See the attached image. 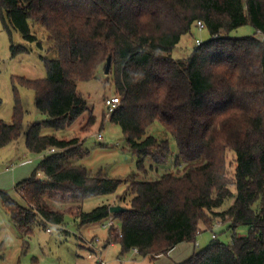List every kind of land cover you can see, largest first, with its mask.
I'll return each mask as SVG.
<instances>
[{"label":"trees","instance_id":"obj_1","mask_svg":"<svg viewBox=\"0 0 264 264\" xmlns=\"http://www.w3.org/2000/svg\"><path fill=\"white\" fill-rule=\"evenodd\" d=\"M0 17L10 38L17 32L43 50L31 28L38 24L46 49L55 53L45 59V79L21 81L46 117L29 127L26 147L37 155L56 152L16 185L26 206L0 191L22 235L30 236L35 226L63 225L65 213L50 204L58 199L77 205L74 217L81 225L118 220L122 238L112 228L107 242L119 244L122 255L137 249L155 262L181 244L195 243L201 227L211 230L220 220L232 230L231 243L213 238L178 264H264V43L258 38L264 35V0H0ZM197 22L210 39L187 58H174ZM244 26L256 35L231 36ZM28 52L12 42L13 57ZM109 57L115 96L122 99L110 122L120 127L125 150L137 157L145 177L174 170L155 180L93 174L76 163L88 155L80 138L43 132L70 128L86 113L80 132L92 131L96 117L78 84L98 79ZM23 117L17 102L12 123L0 118V149L19 140ZM156 122L164 130L161 137L147 133ZM123 184L127 190L117 206L125 211L111 213L107 205L80 210L79 203L114 195ZM239 226L249 233L239 236Z\"/></svg>","mask_w":264,"mask_h":264},{"label":"rangeland","instance_id":"obj_2","mask_svg":"<svg viewBox=\"0 0 264 264\" xmlns=\"http://www.w3.org/2000/svg\"><path fill=\"white\" fill-rule=\"evenodd\" d=\"M32 32L44 43V49L40 50L36 44L27 43L23 37L13 32L12 36L4 30L0 17V118L6 124L12 123L15 107L19 102L24 112L21 124V135L17 142L0 149V191L9 194L20 205L26 206L16 185L28 180L34 170L39 166L42 155L33 154L26 147V133L31 125L46 120L35 106V94L22 84V79L36 81L47 77L45 59L55 58V53L49 52L47 42L43 40V30L38 24L31 25ZM256 35L255 30L250 26H244L234 31L231 36L242 38ZM210 39L207 29L200 30L196 25L190 34L183 36L180 44L173 52L176 59L187 58L196 46V41L202 43ZM23 46L29 50L13 57L11 44ZM98 79L81 82L78 84V92L85 99L88 108L93 110L96 117V124L89 133H81L88 120V113L84 114L72 127L62 131L43 129L44 133L54 134L60 139L80 138L83 152L87 156L76 162L82 165L93 174L102 173L104 176L114 179L127 180L134 174H139V180L157 179L166 171L173 169H160L156 172H149L148 175L140 172L137 167V157L127 152L125 139L120 127L110 122L107 117L105 99L115 96L114 73L105 74L101 70L97 75ZM18 99V100H17ZM102 132L103 141H99L97 134ZM155 137L163 136L164 130L156 122L147 131ZM171 150L177 152V146L169 137ZM125 150V151H124ZM27 158L32 164L19 166ZM234 156H229L230 171L234 170ZM147 168L149 162L146 163ZM40 178H43L41 174ZM127 185L123 184L116 194L105 197H96L79 203L80 210L90 213L94 209L107 205L117 206L119 198L125 195ZM131 199L127 197V202ZM51 209L65 213L63 225H48L47 227L35 226L30 236L22 235L11 216L6 212L0 200V264H99V260L105 264H178L187 261L195 252L208 247L213 236L223 244L231 243L232 230L227 223L217 220L211 230L201 227V233L197 236L195 243H190L191 252L181 250L171 251L159 260L151 262L148 258L135 255L133 251L122 255L119 244L108 245L110 229L103 227L109 220L97 224L81 225L75 219L77 205L62 203L58 199L50 202ZM232 204L229 203L224 209ZM116 227H120L118 220H114ZM52 232L49 233L47 230ZM250 228L239 226L236 233L239 236H246ZM186 244V243H185ZM108 245L107 248L105 246ZM184 252V254H183ZM135 259V260H134ZM134 261V262H133Z\"/></svg>","mask_w":264,"mask_h":264},{"label":"built area","instance_id":"obj_3","mask_svg":"<svg viewBox=\"0 0 264 264\" xmlns=\"http://www.w3.org/2000/svg\"><path fill=\"white\" fill-rule=\"evenodd\" d=\"M196 27L199 28L200 30H205V25L202 22H197L196 23ZM258 38L264 43V35L263 34H258ZM202 42L201 41H196V46H201ZM122 102V99L120 96H113L111 98H107L105 99L104 103H105V107L107 109V117L110 118L112 116V114L120 107ZM97 139L99 141H103V135L102 132H100L99 134L96 135ZM56 150L52 149L49 152H46L44 154H42V158L43 159L45 156L49 155V154H53L55 153ZM41 176V174H39V177ZM114 219H109V222L107 224H104L103 227L105 228H109V229H114L116 233H118L119 238H122V233H121V227H116L114 224ZM49 233H51L52 231L50 229L47 230ZM214 239H216V236H213ZM134 252L135 255H139V252L137 249L132 250ZM99 264H105L103 261L99 260Z\"/></svg>","mask_w":264,"mask_h":264},{"label":"water","instance_id":"obj_4","mask_svg":"<svg viewBox=\"0 0 264 264\" xmlns=\"http://www.w3.org/2000/svg\"><path fill=\"white\" fill-rule=\"evenodd\" d=\"M111 65H112V60H111V57H109L107 59V63H106V67H105V74L108 75L110 73V69H111ZM125 211L124 208H122L121 206H113L110 208V212L111 213H121Z\"/></svg>","mask_w":264,"mask_h":264},{"label":"crops","instance_id":"obj_5","mask_svg":"<svg viewBox=\"0 0 264 264\" xmlns=\"http://www.w3.org/2000/svg\"><path fill=\"white\" fill-rule=\"evenodd\" d=\"M27 163H30V164H32V161H28L27 160V158L25 159V161L24 162H21L20 164H19V166H25V165H27ZM108 247V245H106L105 246V248H107ZM180 247H184V248H182L181 250H183V251H187L188 253H190L192 250H191V246H190V243H184V244H181V245H179V246H177L173 251H177L178 249H180ZM183 254H184V252H183ZM160 259V257L157 259V260H159ZM135 260V259H134ZM134 262V261H133Z\"/></svg>","mask_w":264,"mask_h":264}]
</instances>
